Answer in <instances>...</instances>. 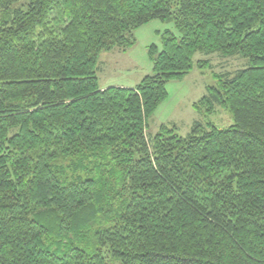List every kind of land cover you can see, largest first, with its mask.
Instances as JSON below:
<instances>
[{
	"label": "trees",
	"instance_id": "16d2710c",
	"mask_svg": "<svg viewBox=\"0 0 264 264\" xmlns=\"http://www.w3.org/2000/svg\"><path fill=\"white\" fill-rule=\"evenodd\" d=\"M153 20L152 73L101 88ZM198 52L247 60L194 103L234 124L151 133ZM0 264H264V0H0Z\"/></svg>",
	"mask_w": 264,
	"mask_h": 264
},
{
	"label": "rangeland",
	"instance_id": "374dc122",
	"mask_svg": "<svg viewBox=\"0 0 264 264\" xmlns=\"http://www.w3.org/2000/svg\"><path fill=\"white\" fill-rule=\"evenodd\" d=\"M166 29L177 34L172 23L153 20L135 31L136 44L128 51L115 49L103 52L100 56L102 67L98 73L100 86L134 87L143 77L152 73L153 64L149 59L148 49L152 44L158 50L162 48L160 34ZM194 61V69L182 80L168 82V96L154 113L149 128L151 133L157 132L161 124L176 126L181 135H186L195 121L212 123L219 128L234 124L229 109L218 107L213 114H203L194 107V103L205 95L208 86L216 84V74L233 73L244 67L247 60L238 56L223 57L219 53L198 52ZM204 61L208 63L204 64Z\"/></svg>",
	"mask_w": 264,
	"mask_h": 264
},
{
	"label": "crops",
	"instance_id": "0c3cea01",
	"mask_svg": "<svg viewBox=\"0 0 264 264\" xmlns=\"http://www.w3.org/2000/svg\"><path fill=\"white\" fill-rule=\"evenodd\" d=\"M113 86H114V85H113ZM117 86H121V85H117ZM124 86H125V85H124ZM101 88H106V87H102V86H101Z\"/></svg>",
	"mask_w": 264,
	"mask_h": 264
}]
</instances>
